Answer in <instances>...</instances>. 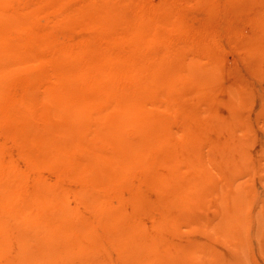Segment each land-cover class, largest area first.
I'll list each match as a JSON object with an SVG mask.
<instances>
[{"label":"rangeland","instance_id":"1","mask_svg":"<svg viewBox=\"0 0 264 264\" xmlns=\"http://www.w3.org/2000/svg\"><path fill=\"white\" fill-rule=\"evenodd\" d=\"M39 259L264 264V0H0V264Z\"/></svg>","mask_w":264,"mask_h":264},{"label":"bare ground","instance_id":"2","mask_svg":"<svg viewBox=\"0 0 264 264\" xmlns=\"http://www.w3.org/2000/svg\"><path fill=\"white\" fill-rule=\"evenodd\" d=\"M50 1V0H49ZM95 67V66H94ZM212 68V67H211ZM212 70V69H211ZM152 72V71H151ZM110 74V73H109ZM153 74V73H152ZM215 74V73H214ZM68 75V74H67ZM149 75V77H151L150 76V74H148ZM205 76L207 75L206 73L204 74ZM153 76V75H152ZM203 76V75H202ZM215 76V75H214ZM218 76V75H217ZM67 78H69V77H67ZM98 78V77H97ZM208 78H209V76H208ZM208 78H206V80L208 79ZM214 78V77H213ZM216 78V77H215ZM214 78V79H215ZM65 79H66V77H65ZM103 79L104 78H98L97 80H95L96 81V83H95V86H94V88H93V90L91 91V93L92 92H94V95L96 94V93H101L102 92V90H100L101 89V86H102V84H103ZM205 79V78H204ZM226 79V78H225ZM105 80V79H104ZM148 80V79H147ZM160 80V79H159ZM198 80H199V78H198ZM206 80L205 81H203V83L204 82H206ZM106 81V80H105ZM149 81V80H148ZM147 81V82H148ZM94 82V81H93ZM152 82H155V81H153L152 80ZM219 82H220V80H219ZM218 82V83H219ZM106 83V82H105ZM151 83V82H150ZM150 83H146L147 85L148 84H150ZM157 83H159V82H157ZM169 83V82H168ZM207 83H209V81H207ZM214 84H215V82H214ZM94 85V84H93ZM155 85V84H154ZM157 85H160V84H157ZM199 85V84H198ZM206 85H209V84H206ZM91 86V85H90ZM204 86V85H203ZM92 87V86H91ZM147 87H150L149 85L147 86ZM212 87V86H211ZM105 88V87H104ZM156 88V87H155ZM147 89V88H146ZM200 89V88H199ZM208 89V88H207ZM210 89V88H209ZM105 91V90H104ZM89 92V91H88ZM90 93V92H89ZM120 93H122V92H120ZM119 93V94H120ZM92 96V95H91ZM99 96L101 97V94H99ZM123 96V97H122ZM198 96V95H197ZM196 96V97H197ZM88 97V96H87ZM93 97V96H92ZM91 97V98H92ZM195 97V98H196ZM94 99H95V97H94ZM99 99V98H98ZM93 100V99H92ZM92 100H90V101H92ZM96 100V99H95ZM95 100H93V101H95ZM136 100L137 99H135V97L134 96H130V95H128V93L126 94V93H124V94H121V96H120V99H119V109H120V112H121V114L123 115L122 117H121V119L119 120V117H118V120H117V123H118V121H121V123H124V122H126L127 121V123H128V121H133V123L134 122H136V124H139L138 126H140L141 124H143V123H141L140 124V121H141V115L139 114L138 115V105L136 104ZM137 103H139V101H137ZM139 106H140V104H139ZM87 107V106H86ZM136 107V108H135ZM118 108V107H117ZM118 109V110H119ZM137 110V111H136ZM79 112V111H78ZM81 112V111H80ZM119 114V113H118ZM148 115V114H147ZM80 120L82 119V117H80L79 118ZM145 119V118H144ZM79 120V121H80ZM144 121V120H143ZM149 122H151V121H149ZM116 123V124H117ZM120 123V122H119ZM118 125V124H117ZM134 125V124H133ZM235 125V124H234ZM120 126V125H119ZM227 128V127H226ZM82 131V130H81ZM150 131V130H149ZM77 133V132H76ZM116 141V140H115ZM118 142V141H117ZM124 143V142H123ZM124 146V145H123ZM135 147V145L133 146V148ZM129 152V151H128ZM127 153V152H126ZM224 196V195H223ZM233 198V197H232ZM231 199V198H230ZM233 200V199H232ZM231 200V201H232ZM238 200V199H237ZM236 200V201H237ZM227 203V202H226ZM230 204V203H229ZM232 204V203H231ZM227 205V204H226ZM229 207H230V205H229ZM233 208V207H232ZM224 211V210H223ZM233 211V210H232ZM238 211V210H237ZM234 212V211H233ZM232 212V213H233ZM226 213V212H225ZM231 214V213H230ZM234 214V213H233ZM236 214H238L237 212H236ZM232 215V214H231ZM236 217V216H235ZM232 218H234V216H232ZM229 219V218H228ZM231 219V218H230ZM237 220V219H236ZM227 221V220H226ZM228 222V221H227ZM239 222V221H238ZM231 224V223H230ZM233 225H234V223H233ZM227 226H228V224H227ZM226 226V227H227ZM225 228V227H224ZM237 229V228H236ZM224 230V229H223ZM233 230V229H232ZM225 232H226V229H225ZM232 232V231H231ZM50 234V233H49ZM41 236V235H40ZM227 236V235H226ZM46 237V236H45ZM45 237H43V238H45ZM49 239H50V236L48 237ZM46 240V239H45ZM48 241V240H47ZM44 253V252H43ZM42 254V253H41ZM45 254V253H44ZM39 255V254H38ZM36 256H34V258H35ZM45 257V256H44ZM25 259V258H24ZM200 259V258H199ZM26 260V259H25ZM32 260V259H31ZM45 260V259H44ZM44 260H37V262H35V263H32V264H48V261L46 260V261H44ZM193 262V261H192ZM195 262V261H194Z\"/></svg>","mask_w":264,"mask_h":264}]
</instances>
